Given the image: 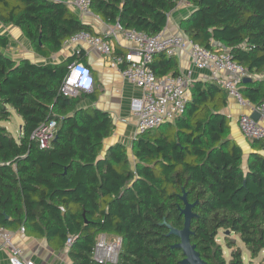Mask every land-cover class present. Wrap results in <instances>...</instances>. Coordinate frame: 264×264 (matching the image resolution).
I'll return each instance as SVG.
<instances>
[{"label": "trees", "instance_id": "16d2710c", "mask_svg": "<svg viewBox=\"0 0 264 264\" xmlns=\"http://www.w3.org/2000/svg\"><path fill=\"white\" fill-rule=\"evenodd\" d=\"M181 0H89L102 22L147 35L161 33ZM190 12L179 23L192 42L210 51L227 50L249 81L240 83L244 100L264 102V0H184ZM0 23L18 28L32 50L48 59L71 36L91 27L65 4L51 0H0ZM16 44L0 34V122L11 111L21 118L15 139L0 126V228L45 239L51 249L73 242V264H99L92 248L99 234L121 239L114 264H181L179 239L186 196L193 205L190 243L205 264H243L231 235L238 236L250 259L264 249V137L242 149L230 135L223 113L227 93L215 82L192 80L183 114L102 154L113 134L107 112L81 108L96 98L60 92L68 64L18 61L5 52ZM123 55V54H116ZM83 63L82 61H79ZM158 77L179 75L176 62L154 56ZM251 76L253 78H251ZM55 121V133L41 148L34 133ZM169 226V227H168ZM231 250L226 262L216 237ZM264 264V258L258 263Z\"/></svg>", "mask_w": 264, "mask_h": 264}, {"label": "built area", "instance_id": "2783aa9c", "mask_svg": "<svg viewBox=\"0 0 264 264\" xmlns=\"http://www.w3.org/2000/svg\"><path fill=\"white\" fill-rule=\"evenodd\" d=\"M51 1L65 4L78 15L91 13L89 0ZM105 35L97 36L81 31L67 39L62 47L69 48L71 55L75 54L77 57L83 45L96 50L100 55L111 57V67L116 68L123 78L141 91L139 97H134L130 101L129 117L121 120L124 123L134 121L135 137L172 122L183 114L189 101L191 72L158 77L151 70L150 64L157 54L172 57L187 47L193 67L207 70L213 81L225 90L227 96L233 98L239 106L249 109L248 114H240L236 119L240 134L246 140L264 137V125L261 123V120H264V102L253 105L242 98L239 86L242 80L249 76L241 65L231 59L227 50L210 51L192 42L183 33L177 35L158 33L151 36L136 30L123 29L119 24H114ZM106 37L122 38L129 44L127 52L123 55H113ZM67 70L60 86V92L64 96L76 97L79 93L90 92L93 89L92 73L86 65L75 59L68 64ZM253 112L259 114V120L251 117ZM55 127V121H50L34 133L41 148H45L53 138ZM19 135L20 131L18 137ZM19 231L23 233L24 228H19ZM11 237L9 231L0 228V248L8 249V264H36L31 259L23 258L21 250L13 245ZM72 242L73 238L69 237L64 249L68 250ZM120 248V238L99 234L92 248V258L99 264H114Z\"/></svg>", "mask_w": 264, "mask_h": 264}, {"label": "crops", "instance_id": "0c3cea01", "mask_svg": "<svg viewBox=\"0 0 264 264\" xmlns=\"http://www.w3.org/2000/svg\"><path fill=\"white\" fill-rule=\"evenodd\" d=\"M189 12L190 8L188 4L184 0L179 1L177 7L168 15L166 26L161 33L164 35H177L182 33L179 29V23L188 16ZM75 14L83 23L91 27L94 35L106 36L105 34L113 27V25L102 22L92 13L84 15ZM0 34L7 36L16 44L5 52L8 57L16 61L28 59L37 64L47 62L60 63L72 57L71 50L65 47H62L58 53L51 55L48 59L37 55L21 31L12 25L0 23ZM106 39L111 46L113 55L127 52L129 44L122 38L118 37L115 39L113 37H106ZM82 51V57L79 61H82L91 70L94 80L93 89L90 92H86V94L90 96L96 92V98L94 101L85 98L80 101L78 106L81 108L95 107L107 112L111 118L114 125L113 134L103 141L102 154L114 143H120L129 148L136 132L134 121L129 120L124 123L121 120L129 117L130 101L134 97H139L141 91L123 78L116 68L111 67V57L100 55L97 51L86 45L82 46ZM172 58L176 62L179 74H186L190 71L193 81L214 82L207 70H199L193 67L190 61L188 47L172 56ZM251 78L253 77L251 76ZM223 113L228 118L231 137L237 142L242 149L243 155L246 157L249 151L248 141L240 134L236 119L240 114H248L249 109L239 106L233 98L227 96V106L223 109ZM261 123L264 125V120H261ZM14 138L18 139V135ZM9 232L12 236L11 241L13 245L21 250L23 258L31 259L36 264H73L68 257L66 249L63 248L55 251L49 247L45 239L27 236L24 232H20L19 229ZM8 254L9 251L7 248H0V264H8ZM241 256L244 264V256L242 253ZM263 258L264 249L256 258L250 260L249 264H258ZM229 259H225L227 263Z\"/></svg>", "mask_w": 264, "mask_h": 264}, {"label": "water", "instance_id": "95a60500", "mask_svg": "<svg viewBox=\"0 0 264 264\" xmlns=\"http://www.w3.org/2000/svg\"><path fill=\"white\" fill-rule=\"evenodd\" d=\"M250 77H246L243 79V81H249ZM251 117L254 120L259 119V114L257 112H253L251 114ZM181 199L184 202V207L181 209V214L183 215V228L180 230H176L173 228H170L171 235H175L179 239V243L176 245V247L180 250H182V253L184 255V259L182 260L181 264H205V262L200 258L199 254L195 250V246L190 243V221L193 218V212L192 208L193 205L188 204L186 201V196L183 195ZM230 232L227 230L225 231V235H229Z\"/></svg>", "mask_w": 264, "mask_h": 264}, {"label": "rangeland", "instance_id": "374dc122", "mask_svg": "<svg viewBox=\"0 0 264 264\" xmlns=\"http://www.w3.org/2000/svg\"><path fill=\"white\" fill-rule=\"evenodd\" d=\"M20 124H21V118L17 114H15L13 111H11V116L7 121L0 122V125L5 127L6 130L14 137L18 135ZM128 156H129V159L131 161H133V157H132V154H131V151L129 150V148H128ZM244 159H245V156H244ZM224 236H225V231L219 230L217 237H216V240L222 246V249L224 252V257L226 260H228L230 257V250H228V248L224 245V242H223ZM109 237L115 238L114 236H111V235H109ZM231 238H233L235 240L236 247L240 249L241 253L244 256V264H249V261L251 259H250V256L248 255V251L245 249L242 241L239 239L238 236L231 235Z\"/></svg>", "mask_w": 264, "mask_h": 264}]
</instances>
